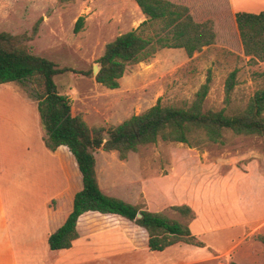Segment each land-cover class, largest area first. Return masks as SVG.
<instances>
[{
  "label": "rangeland",
  "instance_id": "obj_1",
  "mask_svg": "<svg viewBox=\"0 0 264 264\" xmlns=\"http://www.w3.org/2000/svg\"><path fill=\"white\" fill-rule=\"evenodd\" d=\"M81 16L83 27L75 33ZM144 21L135 0H0V32L28 38L24 42L28 50L60 68L75 70L58 75L55 81L59 92L70 98L73 115H82L90 127L117 126L158 101L163 106L187 108L209 74L206 111L237 113L264 88V62L246 56L239 34L232 33L192 58L182 50L161 49L128 66L118 89L97 83L93 68L100 66L98 59L106 44L138 29ZM160 26L147 25L142 30L148 35ZM90 70L91 76L82 74ZM234 70H238L237 84L227 100L226 79ZM15 84L36 102L34 83ZM3 92L8 90L0 88ZM12 116L0 108L2 176L6 167L17 176L23 174L26 162L15 143L25 139L13 133ZM38 127L45 137L41 117ZM40 135L35 142L43 141ZM223 139V144L200 146L159 140L129 153L125 160L116 151L95 152L99 185L106 194L180 222L187 220L172 207L186 205L195 213L189 226L199 230L196 236L205 247L184 244L155 252L152 264H264V138L225 130ZM51 206H56L55 201ZM21 214H26L24 209ZM101 223L102 230L109 232V246L108 260L100 264L146 263L142 260L148 241L144 230L119 218L97 221ZM98 232L99 226L90 235Z\"/></svg>",
  "mask_w": 264,
  "mask_h": 264
},
{
  "label": "trees",
  "instance_id": "obj_2",
  "mask_svg": "<svg viewBox=\"0 0 264 264\" xmlns=\"http://www.w3.org/2000/svg\"><path fill=\"white\" fill-rule=\"evenodd\" d=\"M135 1L146 20L138 29L123 33L107 43L104 54L98 59L100 71L95 80L112 90L120 87V79L128 66L153 57L161 49H184L192 58L217 41L215 23L212 20L197 22L187 6L169 0ZM83 23L84 17L81 16L76 22L75 33L82 29ZM157 23L161 25L157 31L144 34L142 28L147 25L153 27ZM236 25L234 32L230 29L229 35L222 37H229L230 33L239 34L244 54L254 62H264V11L258 14L236 13ZM27 40L26 37L0 32V84L34 83V97L46 132L45 145L52 152L66 147L73 157L75 169V173L72 172L76 190L72 210L63 225L49 236V248L52 251L71 248L79 238L77 226L80 217L91 212L137 225L147 233L148 247L152 251L161 252L179 242L205 247L191 232L189 222L195 219V213L190 207H172L187 220L180 222L103 192L97 177L95 152L98 149L116 151L119 158L125 160L129 153L159 140L189 146H200L206 142L223 144L225 130L264 138V88L256 91L247 107L237 113L206 111L204 101L210 89L209 74L196 99L187 108L163 106L158 101L144 113L133 115L117 126L90 127L82 115L72 114L70 98L59 92L55 81L58 75L75 70L60 68L55 62L34 54L25 47ZM237 73L238 70L232 71L226 79L227 100L237 84ZM82 74L91 76L92 71Z\"/></svg>",
  "mask_w": 264,
  "mask_h": 264
},
{
  "label": "crops",
  "instance_id": "obj_3",
  "mask_svg": "<svg viewBox=\"0 0 264 264\" xmlns=\"http://www.w3.org/2000/svg\"><path fill=\"white\" fill-rule=\"evenodd\" d=\"M169 1L189 7L197 22L212 20L215 23L217 41L210 46L219 45L220 37L228 36L230 29L236 30V13L264 11V0ZM142 15L145 16L143 12ZM178 50L185 52L184 49ZM0 88L8 90L0 93V108L5 107L15 117L13 133L25 139L23 142L16 139L15 143L22 149L18 155L24 158L23 162L26 161L21 167L23 174L17 176L6 167L5 175H0V264H100L108 260L109 232L102 230V223L97 225V221L104 218L99 213H86L80 217L79 238L71 248L56 251L49 248V236L63 225L72 210L76 192L72 182V172L75 173L73 157L66 147L56 152L46 147L44 134L38 127L37 102L30 100L15 83L0 84ZM39 134L43 140L40 143L35 142ZM54 201L56 206L52 207ZM23 209L26 214H21ZM98 226L99 232L90 235V231ZM193 230L192 227L191 232L196 236L199 230ZM184 244L190 245L179 242L158 252L150 250L147 241L142 260L145 264H152L155 252H166Z\"/></svg>",
  "mask_w": 264,
  "mask_h": 264
},
{
  "label": "water",
  "instance_id": "obj_4",
  "mask_svg": "<svg viewBox=\"0 0 264 264\" xmlns=\"http://www.w3.org/2000/svg\"><path fill=\"white\" fill-rule=\"evenodd\" d=\"M93 71H94V75L97 76L99 71H100V66L98 65H95L94 68H93ZM106 141V140H105ZM138 217L140 218L141 215L139 214Z\"/></svg>",
  "mask_w": 264,
  "mask_h": 264
}]
</instances>
